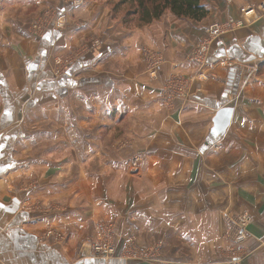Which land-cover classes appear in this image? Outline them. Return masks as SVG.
I'll return each instance as SVG.
<instances>
[{"label":"crops","instance_id":"1","mask_svg":"<svg viewBox=\"0 0 264 264\" xmlns=\"http://www.w3.org/2000/svg\"><path fill=\"white\" fill-rule=\"evenodd\" d=\"M64 1L0 0V264H264V14L217 39L206 63L189 60L209 26L264 0H201L200 22L166 12L136 30L102 0ZM44 9L65 25L34 34L28 22ZM148 52L162 57L157 76ZM175 77L187 96L167 104ZM38 177L47 185L32 198L73 201L57 218L23 207V178ZM241 215L247 237L234 242ZM101 219L114 228L110 260L85 243ZM50 226L67 245L43 237ZM132 249L144 257L128 258Z\"/></svg>","mask_w":264,"mask_h":264},{"label":"built area","instance_id":"2","mask_svg":"<svg viewBox=\"0 0 264 264\" xmlns=\"http://www.w3.org/2000/svg\"><path fill=\"white\" fill-rule=\"evenodd\" d=\"M84 4L85 0H74L71 3L73 7L77 8L83 6ZM261 14H264V2L260 5H248L243 7L241 9L242 20H229L224 24H212L206 30L207 37L190 52L189 60L198 64L206 63L217 39L229 30L242 27L245 24L244 19L247 17L253 15L258 17ZM45 19L46 21L44 24L47 28L52 26L62 28L65 25L63 17L59 16L56 19V14L54 12H50ZM34 30L35 31H32L34 34H40L43 31L39 25H35ZM146 58H148L150 73L157 76L162 65V57L160 54L148 52L146 53ZM187 86V81L179 77H175L167 81L162 92L163 101L168 104L173 103L175 100L186 98ZM139 162V158L134 159L131 167L133 169L138 168ZM250 221L251 220L248 215L236 216L230 220V236L234 242H242L246 239V227L249 225ZM99 230L100 231L97 233L98 236L96 235L91 242L87 243L86 247L91 250L95 257L102 260H110L117 256V249L114 244V228L112 225H103ZM138 253L140 252L132 249L130 255L133 254V256H139L140 258L144 257L143 253L140 255H138ZM232 264L238 263L233 262Z\"/></svg>","mask_w":264,"mask_h":264},{"label":"rangeland","instance_id":"3","mask_svg":"<svg viewBox=\"0 0 264 264\" xmlns=\"http://www.w3.org/2000/svg\"><path fill=\"white\" fill-rule=\"evenodd\" d=\"M73 1L74 0H65L64 2H66L67 5H69L72 8H77V7H73L71 5V3ZM102 1H103V6H105L106 10L108 12H111L112 20L116 21V22L121 21V22H123V25H125L124 21L127 18L128 12H133L135 9V5L134 6H132V5H121V6H119V3L121 0H102ZM88 3H89V0H85V4L83 6L84 7H85V5L87 6ZM83 6H81V7H83ZM81 7H78V8H81ZM117 7H118V9H117ZM50 12H54L56 14V19L59 16H61V14H58L57 11L54 9H44V11H42L39 15L35 16L32 20H30L28 22V24H29L28 28L31 31H35L34 30L35 25H39V26H41V28L43 30L39 35H43L44 33H46V31L49 28H47L44 23L46 21V19H45L46 16H48L50 14ZM127 19H129L128 20L129 23L127 24L128 28L134 29V30L139 28L138 27V25H139L138 17H129ZM54 28H58V27L54 26ZM131 164H132V161H131ZM88 165H89V163L87 162V167H88ZM91 169H92V166H91ZM58 178L59 179L56 178V180L61 181V177H58ZM96 178H97V182L100 183L99 186H98V184L96 185L97 189H100V186H101V189L105 190V195L108 196L109 179L110 178L105 177L104 175L99 176V177H95V179ZM99 178H101V182H100ZM80 179L79 178H71V180H73V183L76 185L81 183ZM46 180H47V178H40V177H38V178H23V182H24L23 183V186H24L23 191L27 193L26 202L24 203L23 207L26 208V210L28 212L31 211L35 214H38V217H40V218L48 217L50 219H53V218H57L55 216H57V215L59 216L62 213L63 208H68V204L73 203V201L71 199L70 203H68L67 206L64 205L65 207L63 206V208L61 209L60 202L62 200V197H59V198L53 197L52 199H49L48 202H47L46 198H44L43 200L32 198L31 195L33 194L34 190H36L37 188L40 189L43 186L47 185V183L45 182ZM89 180H94L93 176L92 177H85V182H87ZM118 180H120V177L118 178ZM51 184H53V183H51ZM91 187H92V190L90 189V186H87V188H86V192H87L86 193L87 197H85V201H86L85 206L86 207L83 210V212L87 213L88 215H92L94 213V210H95V202L92 201L93 198H90V197H92L91 192H93V184H91ZM71 194L74 197L75 193L73 192ZM67 197H65V198H67ZM51 200H53V201H51ZM56 200H59L60 202H56ZM72 208L73 207L71 205L68 209L69 213H70V211H72ZM96 209H97V207H96ZM104 213H106V211L104 210V204H103V215H104ZM106 223H109V222H106L104 219H101V221H99L97 223L98 224L97 227L92 232L91 236H93V238H91L90 241L89 240L86 241L85 243L91 242V240H93L96 237L97 233L100 231L99 230L100 227H102L103 224L106 225ZM52 228H54V230H52ZM229 228H230V226H229ZM62 232L63 231L61 230V228L50 226V227H47V229L44 231L43 237H45L46 234L47 235L49 234L50 235V238H49L50 242L53 240L56 242L57 246L62 247L63 245H67V243H68L67 239L65 238V236ZM50 242L49 243L47 242V244L52 245L53 242L52 243H50ZM84 248L85 247H83V246L80 247V249L78 251L79 256L84 255V253H83L85 250ZM140 254L141 253H138V255H140ZM92 256L94 257L95 255H93V253H92ZM127 257L128 258H140L139 256L138 257L133 256V254L128 255ZM77 258H79V257L75 256L73 261L77 260Z\"/></svg>","mask_w":264,"mask_h":264},{"label":"trees","instance_id":"4","mask_svg":"<svg viewBox=\"0 0 264 264\" xmlns=\"http://www.w3.org/2000/svg\"><path fill=\"white\" fill-rule=\"evenodd\" d=\"M121 5H135L134 11L128 12L127 18L138 17L139 28L159 20L166 12L178 19L197 22L204 20L209 14L201 0H121L119 6ZM127 18L125 26L129 23Z\"/></svg>","mask_w":264,"mask_h":264},{"label":"water","instance_id":"5","mask_svg":"<svg viewBox=\"0 0 264 264\" xmlns=\"http://www.w3.org/2000/svg\"><path fill=\"white\" fill-rule=\"evenodd\" d=\"M219 130H221V129L219 128Z\"/></svg>","mask_w":264,"mask_h":264}]
</instances>
